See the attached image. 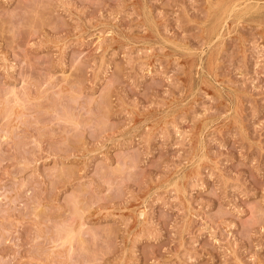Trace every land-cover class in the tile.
Listing matches in <instances>:
<instances>
[{"label":"rangeland","instance_id":"obj_1","mask_svg":"<svg viewBox=\"0 0 264 264\" xmlns=\"http://www.w3.org/2000/svg\"><path fill=\"white\" fill-rule=\"evenodd\" d=\"M263 7L0 0V264H264Z\"/></svg>","mask_w":264,"mask_h":264},{"label":"bare ground","instance_id":"obj_2","mask_svg":"<svg viewBox=\"0 0 264 264\" xmlns=\"http://www.w3.org/2000/svg\"><path fill=\"white\" fill-rule=\"evenodd\" d=\"M234 2V1H233ZM253 2V1H252ZM226 3V2H225ZM254 3V2H253ZM247 4V3H246ZM230 5V4H229ZM227 6V5H226ZM250 6H252V5H250ZM263 6V5H262ZM258 7V6H257ZM227 8V7H226ZM236 8V7H235ZM247 8V7H246ZM264 8V7H263ZM240 10V9H239ZM218 11V10H217ZM226 12V11H225ZM229 12V11H228ZM258 12V11H257ZM234 13V12H233ZM225 14V13H224ZM239 14V13H238ZM226 15V14H225ZM227 15H228V13H227ZM242 15V14H241ZM235 17V16H234ZM231 18V17H230ZM236 20V19H235ZM234 20V21H235ZM240 21V20H239ZM216 23V22H215ZM262 24V23H261ZM263 25V24H262ZM236 26H237V24H236ZM224 30V29H223ZM211 32V31H210ZM226 33V32H225ZM214 36V35H213ZM219 37V36H218ZM215 50V49H214ZM218 55V54H217ZM204 56V55H203ZM216 61V60H215ZM214 62V61H213ZM217 62V61H216ZM215 65V64H214ZM213 65V66H214ZM202 66V65H201ZM207 73V72H206ZM215 75H216V73H215ZM200 76V75H199ZM211 77V76H210ZM210 79V78H209ZM195 80V79H194ZM210 81V80H209ZM197 82V81H196ZM202 82V81H201ZM215 83V82H214ZM191 89V88H190ZM228 90V89H227ZM191 93H192V91H191ZM230 93V92H229ZM232 93V92H231ZM225 94V93H224ZM227 96V95H226ZM231 96V95H230ZM233 98V97H232ZM230 100V99H229ZM239 101H240V99H239ZM236 102V101H235ZM233 103V102H232ZM231 106V105H230ZM231 114V113H230ZM238 118V117H237ZM241 119V118H240ZM239 121V120H238ZM201 139V138H200ZM203 139V138H202ZM201 139V140H202ZM199 143V142H198ZM199 145V144H198ZM202 145V144H201ZM203 146V145H202ZM198 148H200V147H198ZM204 148V147H203ZM201 151H202V149H201ZM139 211V210H138ZM137 211V212H138ZM138 214H139V212H138ZM137 215V214H136ZM136 220H138V219H136Z\"/></svg>","mask_w":264,"mask_h":264}]
</instances>
